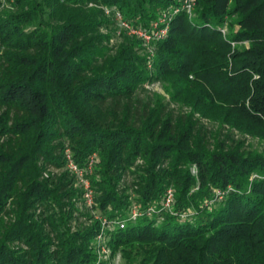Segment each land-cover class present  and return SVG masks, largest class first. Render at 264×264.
<instances>
[{
	"label": "trees",
	"instance_id": "trees-1",
	"mask_svg": "<svg viewBox=\"0 0 264 264\" xmlns=\"http://www.w3.org/2000/svg\"><path fill=\"white\" fill-rule=\"evenodd\" d=\"M183 1L0 0V264H264V0Z\"/></svg>",
	"mask_w": 264,
	"mask_h": 264
},
{
	"label": "built area",
	"instance_id": "built-area-1",
	"mask_svg": "<svg viewBox=\"0 0 264 264\" xmlns=\"http://www.w3.org/2000/svg\"><path fill=\"white\" fill-rule=\"evenodd\" d=\"M4 1V0H3ZM194 0H184L182 4V8L185 9L187 12H189L192 15L193 7H194ZM180 11V8H171L168 12H166L163 17L154 23V26L151 31H145L139 28H135L132 26L128 21H126L123 18V15L120 11L115 12V19L120 27V29H125L128 31L129 34H134L137 36L142 37L146 44L149 46V49L152 50L151 42L153 40H159L168 35L169 32V24L172 20L174 14ZM66 153V162H67V168L71 171V173L76 177L78 183L84 188V198L86 205L88 207H91L95 202V196H94V190L91 186V181L89 178V174H92L93 172V165L96 162V155L93 154L89 161L87 162L85 167H81L80 164L76 161V159L73 156V153L70 148H67L65 150ZM218 195L221 196V192H218ZM174 198V192L172 188H168L167 190V196L164 201V205L162 208H170L171 204L173 202ZM158 209L155 205H150L146 209L142 210L137 204H133L129 210L128 220L135 221L138 217L146 213L147 215H152L155 212H157ZM103 219V230L98 235V247L101 252H108L106 250L105 246H102V237L104 236V229L106 226H110L113 224H119L121 228H124L126 226L127 220L123 221H109L106 217Z\"/></svg>",
	"mask_w": 264,
	"mask_h": 264
},
{
	"label": "rangeland",
	"instance_id": "rangeland-1",
	"mask_svg": "<svg viewBox=\"0 0 264 264\" xmlns=\"http://www.w3.org/2000/svg\"><path fill=\"white\" fill-rule=\"evenodd\" d=\"M151 88V90L152 91H154V90H156V91H162L163 89H162V86H161V84L160 83H156V84H153V85H151L150 86ZM142 95H144V94H142ZM208 126L211 128V127H213V125L211 124V123H209L208 122ZM247 143H250V144H252V145H254L255 147H258V148H260V149H264V144H262V143H260L257 139H254V138H252V137H249L248 138V141H247ZM131 180H132V175H130V174H128V175H126V177H125V182L126 183H130L131 182ZM89 211V212H88ZM87 211V214H85L84 216H79L78 217V219H77V221L75 222V223H77V222H86L87 220H89L88 219V215L90 214V213H92L93 211L92 210H88ZM114 228V225H110V226H106L105 227V230H108V229H113ZM106 236L104 235L103 237H102V246L104 245L105 246V248H106V250H108V252H106V253H104V252H102V255H101V257L102 258H105V259H107V258H109V256H110V250H109V248L105 245V241H106ZM110 264H124L123 263V259H122V256H121V254L120 253H117V255L115 256V257H113V258H111L110 259Z\"/></svg>",
	"mask_w": 264,
	"mask_h": 264
}]
</instances>
